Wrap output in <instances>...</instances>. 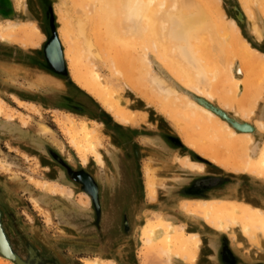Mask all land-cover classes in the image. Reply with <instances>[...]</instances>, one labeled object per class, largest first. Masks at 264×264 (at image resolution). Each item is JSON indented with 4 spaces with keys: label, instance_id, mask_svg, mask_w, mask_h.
Returning a JSON list of instances; mask_svg holds the SVG:
<instances>
[{
    "label": "rangeland",
    "instance_id": "rangeland-1",
    "mask_svg": "<svg viewBox=\"0 0 264 264\" xmlns=\"http://www.w3.org/2000/svg\"><path fill=\"white\" fill-rule=\"evenodd\" d=\"M4 1L7 7L10 2L11 10L8 16L0 15V28L8 23H33L43 36V41L36 48H32L33 45H23L18 40H0V65L6 66L4 72L0 70V158H4L7 164L5 171H0V196L3 195V199L0 197L1 221L8 244L23 262L109 264L108 261L111 264H164L163 258L160 259L146 251L141 238L144 226L157 214L173 227L183 226L187 234L196 233L200 241L196 258L200 256L205 264H212L214 261L223 264H264V258H260L264 257V240L260 242L258 238L252 243L234 227L220 233L207 226L202 218L181 210V206L186 202L225 200L248 204L264 211V175L258 171L240 170L231 166V163L246 164L247 161L256 164L259 149L249 157L248 144L239 148V145L226 142L222 138H212L211 129L204 128V125L188 123L186 118H174L175 111H169L161 105L162 99L157 98L156 91L149 87L144 79L146 73H142L146 70L142 69H147L146 64L149 62V69L165 79L168 85L170 83L180 91L183 88L157 62L152 50L145 51L144 58L141 49H137L139 52L135 50L132 60H136L137 55L138 63L131 60L127 63L128 58L123 59V63L126 62L124 67L133 74L136 73V76L133 75L136 77L135 87L127 82L122 73L118 75L115 71L114 75L111 71L113 67H109L107 63L109 61L90 59L95 67L91 66L95 75L105 81L115 95L123 98L121 106L137 116L132 124L116 121L111 112L106 111L96 98L72 81L66 55L67 45L61 37L65 23L60 19V15L65 14V9L59 7L55 0H24L23 11L20 9V0ZM217 1L219 5L216 0H196V3L204 4L207 10L209 8L213 18L218 10L222 11L223 19L214 18L225 25V28L222 26L223 29H220L223 32L220 36L228 35L233 42L235 38L236 49L239 48L240 52L242 50L241 46H237L240 44L234 33L228 31L229 20L238 27L239 37L259 56L264 57V7L259 8L264 6V0H258L257 7L255 0ZM70 3H66V9L75 21L74 17L77 18V15ZM247 3L255 9L252 11V22L261 26L260 40L249 29L251 16L245 8ZM73 20L70 21L75 24ZM52 32L56 34L57 42L61 46L64 72L54 71L43 53ZM90 33L92 31H87L89 41L93 48L95 47L92 52L97 51L99 56L103 54L101 51L106 53V50H100L102 48L97 50L100 45L94 41V34ZM109 53L113 57L112 52ZM138 55H142L141 60ZM81 59L79 62L85 63V58ZM243 60V64L239 58L231 62L236 85L230 84L226 87L236 99H241L248 93V100L242 104V108L226 106L222 101H217L216 96L208 101L196 96L194 98L200 102L204 101L207 108L220 117L226 116L240 124L253 126L251 135L254 140L258 139L260 144H264V130L255 126L259 121L264 123V59L257 60L245 54ZM221 68L222 72H226L227 67ZM18 69H28L59 79L64 88L37 84L29 74L17 73ZM250 72L253 75L249 76ZM139 77H144L145 81ZM19 92L24 98L30 99H20L16 96ZM63 115L72 118L75 124L84 121L89 128H97L95 129L100 137L101 146L98 151L102 158L101 164L93 158H87L86 164H82L67 136L55 124V120L63 118ZM222 120L225 121L224 118ZM41 125L49 128L53 137L37 133L36 130ZM186 134L198 137L199 140L202 138L203 146L211 152L206 154L189 146ZM211 156L225 163L214 162ZM186 159L201 165L202 171L187 168L183 164ZM126 170L129 171L132 178L130 182L133 181L136 189V195L133 197L135 201H131L130 206L123 210L125 214L128 213L129 227L125 232L127 230L129 234L120 232V228L116 229L120 221L107 219L117 213L113 194L122 187L121 181ZM78 172L92 178L97 188L96 201L85 191L86 189L92 196L95 194L90 181L84 176L79 177L80 182L86 181L85 184L81 182L84 189L76 180L75 174ZM148 177H153L158 184L153 201L146 191ZM43 182L55 183L69 189L70 198L41 191L38 184ZM115 218L117 219L116 216ZM111 231L113 234L110 235ZM122 236L128 237V240L124 241L125 245ZM126 246L128 255L123 262L117 252ZM180 261L173 258L171 264H179ZM195 261L188 264H195ZM181 263L186 264L182 261ZM0 264L14 263L0 256Z\"/></svg>",
    "mask_w": 264,
    "mask_h": 264
},
{
    "label": "bare ground",
    "instance_id": "bare-ground-1",
    "mask_svg": "<svg viewBox=\"0 0 264 264\" xmlns=\"http://www.w3.org/2000/svg\"><path fill=\"white\" fill-rule=\"evenodd\" d=\"M55 1L59 7L65 9V14L60 15V19L64 20L63 23H65L61 30V37L64 44L67 45L66 55L69 62V71L72 74V81L80 89L96 98L106 111L111 112L116 121L132 124L137 116L135 115L136 113L130 112L121 106L123 98L115 95L111 87L105 81L100 80L98 75H95L91 66L95 67L90 62V59L94 61L104 59L105 62H111L110 64L109 62L107 63L109 67H113L111 69L113 74L115 75L116 72L118 75L122 73L127 82L134 86L136 80V77H134L136 75L134 74L136 73L133 74L127 67H124L126 62L123 63V59L128 58L129 62L127 63H130V60L136 62L137 60L139 61L137 55L136 60H132L133 55L135 57V50L141 49L140 52L144 55H138V57L142 56L143 58L146 55L145 51L152 50L151 52L154 53L157 62L183 88L180 91L172 84L169 83L168 85L165 79L152 72V69H149V62L147 61V69L145 67L142 69L146 70L142 72L143 74L146 73V78H144L145 76L141 77L142 79L139 78L141 80L146 79L147 84L150 85L149 87L156 91L157 98L162 99L161 105L169 111H175L173 115L176 119L179 117L186 118L188 123L194 122L197 126L201 124L204 125V128L211 129L212 138H222L226 142L239 145V148H244L248 144L250 146L249 157L250 155L252 157L254 152L259 149V159L256 164L247 161L246 164L242 162L232 165L231 163V166L240 170L258 171L264 175V144H260L258 139L254 140V136L251 135L253 126L240 124L237 120H230L226 116L222 117L221 115V118L208 109L204 102L197 101L194 98L196 96L208 101L209 99L213 100V97L216 96L217 101H222L226 106L232 105L242 108V104L248 100V93L241 99H236L235 95L231 94L226 88L230 84L236 85V79L231 71V62L239 58L240 63L243 64L245 54L257 60L260 58L264 59L239 37V29L231 20L227 21L230 27L228 31L230 30L234 33L236 40L240 44L237 46L242 48L241 52L239 48L236 49L235 47V38L233 42L231 38H228V35L227 37L226 35L220 36L221 33L223 34L220 29L225 28V25L223 26L220 21L217 22L215 20L217 19L216 17L220 18L223 16L221 10L217 11L216 17L213 15L216 18L214 19L210 14L212 11L208 8L209 12L204 4H199V1L196 3V0ZM68 1L71 2L70 4L77 15V18L74 17L75 21L66 9ZM20 2L22 5L20 9L23 11L25 7L24 0H20ZM258 2V0L254 1L255 7L258 6ZM216 3L218 4L217 0ZM262 7L264 6L259 8ZM245 8L249 16H251L249 29L260 40L262 38L261 26L257 22H252L254 18L252 11L255 9L251 8L248 3L245 4ZM2 12H7V4L4 0H0V13ZM241 19L240 16L239 20L241 21ZM70 20H73L75 24L71 23L72 21ZM224 24L226 23L224 22ZM87 31H92L94 36L92 33L90 34L96 38L94 41L100 45L97 50L99 51L100 48H102L100 50H106V53L100 52L103 53L102 55L105 54V57L100 54L102 58L96 54L97 51L92 52L93 44L89 41ZM12 39L22 42L23 45H33L32 48H36L43 41V36L33 23H8L7 26L0 28V40L9 42ZM109 51L112 52L113 57H111ZM137 51L139 52V50ZM46 52L55 67L59 68L58 70H63L61 68L64 66V63H62L63 55L57 39L48 45ZM81 58H85V63L79 62L82 60ZM143 58L142 60L144 61L145 59ZM227 60L230 62L228 63ZM226 63L228 64L226 65ZM132 66H134L133 63ZM222 66L225 69L227 67L226 72L220 70ZM5 69L6 66L0 65V70L4 72ZM12 72H15V70H12ZM17 73L29 74L31 78L34 77V82L40 85L64 88L59 79L50 78L39 72L18 69ZM248 74L249 76L253 75L251 72ZM119 78L121 77L119 76ZM137 82L139 81L137 80ZM6 118L9 117L6 116ZM223 118L225 121L222 120ZM55 124L67 136L71 147L78 154L83 165L86 164L87 158H93L99 164L102 163V158L98 151L101 146L100 137L97 135L96 127V129L89 128L84 121L75 124V121L67 115L63 118H57ZM255 126H260L264 130V123L260 121ZM212 131L217 133V135ZM36 132L40 135L53 137L52 131L43 125L39 126ZM185 137L192 148L200 149L206 154L211 152L203 146L202 138L199 140L198 137L188 134ZM247 140L249 141L247 142ZM211 159L217 163H225L217 157L211 156ZM183 164L191 170L202 171L201 165L194 164L188 159L184 160ZM5 166H7L6 161L4 158H0V171H5ZM80 176H84L90 181L95 189V194L92 196L85 189L82 183L85 184L86 181L82 180L80 184L85 191L90 194V197H96L97 188L92 178L87 174H80ZM157 185L153 177H148L146 191L151 201L156 198ZM38 186L41 191L52 195H59L66 199L71 196L69 189L58 186L55 183L43 182L38 184ZM0 197L3 199V195ZM181 210L190 213L194 217L202 218L207 226L220 233L227 228L234 227L246 240L252 243H255L258 238L260 242L264 240L261 239L264 238V211L262 209H257L248 204L226 202L225 200H203L197 201V203L186 202L181 206ZM1 217L0 211V250L18 261L19 264H26L8 244ZM184 232L183 226L173 227L164 218L155 214L153 220L144 226L141 238H143L146 251L155 254L160 259L163 258L164 261L162 260V262L164 264H171L173 258H178L188 264L197 259L196 254L200 248V241L196 233L190 232L187 234ZM100 263L97 262L96 264ZM107 263L111 264L108 261Z\"/></svg>",
    "mask_w": 264,
    "mask_h": 264
},
{
    "label": "flooded vegetation",
    "instance_id": "flooded-vegetation-1",
    "mask_svg": "<svg viewBox=\"0 0 264 264\" xmlns=\"http://www.w3.org/2000/svg\"><path fill=\"white\" fill-rule=\"evenodd\" d=\"M130 179H132V178H130V176H129V171L126 170V172H124V176L122 177V181H121L122 187H120V189H117L116 193L113 194L114 195V204H115L114 206H115V210L117 211V213L115 212L114 215L107 217V219L110 218V219H115L117 221H120V225L117 226L116 229L120 228V232L124 231V233L127 232V234H129V233L127 230L125 232V229H127L129 227L128 222H127L128 213L125 214L123 212V210L127 209L128 206H130L129 203L131 201L132 202L135 201V199L133 197L136 195V193H135L136 189L134 188L135 184L133 183V181L130 182ZM133 205L134 204H132V206ZM115 216L117 217V219L115 218ZM113 231L109 232V234L110 235L113 234ZM109 238H110V236H109ZM127 240H128L127 236H122V242L124 243V245L126 243L124 241H127ZM127 255H128L127 246L123 247L119 252H117V256H119L122 259L121 261H123V262L126 259ZM214 264H223V263L214 261Z\"/></svg>",
    "mask_w": 264,
    "mask_h": 264
},
{
    "label": "water",
    "instance_id": "water-1",
    "mask_svg": "<svg viewBox=\"0 0 264 264\" xmlns=\"http://www.w3.org/2000/svg\"><path fill=\"white\" fill-rule=\"evenodd\" d=\"M7 2H9V1H7ZM9 4V6L7 7V12H2V13H0V15H2V16H8L9 14H8V12H9V10H11V4H10V2L8 3ZM29 5V4H28ZM57 39V36H56V34L54 33V32H52V36H51V38L49 39V41L47 42V44L45 45V47H44V56H45V59L47 60V62L50 64V66L52 67V69L54 70V71H56V72H64V66L63 67H61V68H63V70H58V68H56L52 63H51V61L49 60V58H48V56H47V47H48V45L52 42V41H54V40H56ZM61 58V57H60ZM61 60V59H60ZM63 63V62H62ZM64 65V64H63ZM202 102H204V101H202ZM80 174H84L85 175V173H83V172H78V173H76L75 174V178H76V180L80 183V179H79V176H80ZM88 177V176H87ZM90 195V194H89ZM96 196V195H95ZM91 199H93V201H96V197H94V198H92L91 197ZM0 256L1 257H3V258H5V259H8L9 261H11L12 263H14V264H19V262L18 261H16L15 259H13V258H11L9 255H6V254H4L3 253V251H1L0 250Z\"/></svg>",
    "mask_w": 264,
    "mask_h": 264
},
{
    "label": "crops",
    "instance_id": "crops-1",
    "mask_svg": "<svg viewBox=\"0 0 264 264\" xmlns=\"http://www.w3.org/2000/svg\"><path fill=\"white\" fill-rule=\"evenodd\" d=\"M18 92V91H17ZM14 93H16V92H14ZM16 96L17 97H19L20 99H30V98H24V96H21L20 95V92H19V94H16ZM23 97V98H22ZM260 258H264V257H260ZM197 261H195L196 263L195 264H205V262H203L201 259H200V256L196 259ZM211 260V262H212V259H210ZM179 264H183V263H181V261L179 262ZM212 264H214L213 262H212Z\"/></svg>",
    "mask_w": 264,
    "mask_h": 264
}]
</instances>
